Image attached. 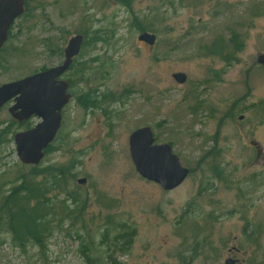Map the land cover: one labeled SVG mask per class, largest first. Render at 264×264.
<instances>
[{
  "label": "rangeland",
  "instance_id": "rangeland-1",
  "mask_svg": "<svg viewBox=\"0 0 264 264\" xmlns=\"http://www.w3.org/2000/svg\"><path fill=\"white\" fill-rule=\"evenodd\" d=\"M26 8L0 51V86L60 65L69 39L85 38L64 75L72 97L62 128L38 171L19 158L14 137L26 128L12 104L0 110V199L18 178L76 163L66 194L48 196L56 213L44 252L16 246L1 228L0 264H264V0ZM143 31L156 34L153 46L138 39ZM146 125L190 168L171 191L135 170L129 138ZM66 197L75 211L61 215Z\"/></svg>",
  "mask_w": 264,
  "mask_h": 264
},
{
  "label": "water",
  "instance_id": "water-1",
  "mask_svg": "<svg viewBox=\"0 0 264 264\" xmlns=\"http://www.w3.org/2000/svg\"><path fill=\"white\" fill-rule=\"evenodd\" d=\"M27 0H0V51L10 39L15 20L27 10ZM85 35L76 34L69 39L64 49L65 58L60 65L25 78L5 83L0 86V109L6 102L15 99L10 108L13 117L26 120L32 116L42 120L34 128L15 134L16 150L25 165L39 166L48 147L56 140L62 128V109L70 103L69 82L59 77L71 67L83 47ZM151 46L156 42V34L143 31L138 36ZM264 63V54L259 57ZM178 83L187 80L184 72L174 73ZM239 119H243L241 115ZM129 147L135 170L145 180L155 182L166 191L180 186L190 175V168L182 165L180 157L173 151L171 143H157L151 126L135 129L130 134ZM80 185L87 183V178L77 179Z\"/></svg>",
  "mask_w": 264,
  "mask_h": 264
},
{
  "label": "trees",
  "instance_id": "trees-1",
  "mask_svg": "<svg viewBox=\"0 0 264 264\" xmlns=\"http://www.w3.org/2000/svg\"><path fill=\"white\" fill-rule=\"evenodd\" d=\"M142 27L144 26L142 25ZM51 146L52 144L46 152L51 151ZM75 163L73 161L69 165H65L66 171L64 172L62 167L52 164L41 170L43 175L41 178L36 175L18 178L13 189L1 197L0 229L3 228L11 233L16 246L26 248L27 245L32 244L44 252L46 241L52 231L51 222L54 221L56 213L54 210L55 201L48 196L55 191H58L59 194H66L70 179L67 178L68 174L65 172L68 168L74 169ZM37 167L35 166L33 171H38ZM73 198L76 199V197ZM67 201L69 199L66 197V200L61 201L58 206L61 215L63 211H68V213L69 210L75 211L69 209ZM68 217H70L69 214ZM87 244L88 250L95 248L92 241Z\"/></svg>",
  "mask_w": 264,
  "mask_h": 264
},
{
  "label": "flooded vegetation",
  "instance_id": "flooded-vegetation-1",
  "mask_svg": "<svg viewBox=\"0 0 264 264\" xmlns=\"http://www.w3.org/2000/svg\"><path fill=\"white\" fill-rule=\"evenodd\" d=\"M6 46V45H5ZM260 56H262V55H260ZM259 56V57H260ZM258 61H259V59H258ZM46 70V69H45ZM44 71V70H43ZM65 74H63V75H61L58 79H59V81H61V79H65V80H67L68 82H69V88H70V81L68 80V78H65V76H64ZM69 88H68V90H69ZM70 93V92H69ZM71 94V93H70ZM14 103H15V99H13V100H10V101H8V102H6L5 104H3V106H2V108L3 107H7L8 105H11L10 107L8 106V108H9V113H10V108L11 107H13L14 106ZM1 108V109H2ZM0 109V110H1ZM64 109V108H63ZM62 109V112H61V114L63 115V117H62V123H63V118H64V110ZM10 115H11V113H10ZM12 116V115H11ZM243 116V119H244V115H242ZM13 117V116H12ZM34 117H36V116H32V117H30V118H27L26 120H19V119H17L16 117H13V118H15L16 120H17V124L19 125V126H23L24 128H26L25 130H23V131H27V130H29V129H32V128H34L35 126H33V127H30V126H27V124H30L31 123V121L33 120V118ZM39 117V116H38ZM42 119L40 118V121H41ZM39 121V122H40ZM39 122H38V124H39ZM27 126V127H26ZM61 126H62V124H61ZM61 130V129H60ZM60 130H59V132H60ZM21 132V131H20ZM58 132V133H59ZM18 133V132H17ZM58 135V134H57ZM57 137V136H56ZM246 137H247V135H246ZM57 139V138H56ZM251 142V145H255L256 147H258V145H259V142L257 143L256 141H253V140H251L250 141ZM261 149H259V152H258V154H260V155H263V152L262 151H260ZM229 261L230 262H232V263H236V264H239L240 262H239V260L237 259V258H235V259H229Z\"/></svg>",
  "mask_w": 264,
  "mask_h": 264
}]
</instances>
